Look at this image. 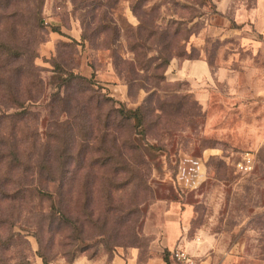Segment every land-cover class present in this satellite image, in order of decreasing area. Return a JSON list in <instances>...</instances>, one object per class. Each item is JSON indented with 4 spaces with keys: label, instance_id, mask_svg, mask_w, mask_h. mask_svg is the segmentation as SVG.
<instances>
[{
    "label": "rangeland",
    "instance_id": "1",
    "mask_svg": "<svg viewBox=\"0 0 264 264\" xmlns=\"http://www.w3.org/2000/svg\"><path fill=\"white\" fill-rule=\"evenodd\" d=\"M177 251L264 264V0H0V264Z\"/></svg>",
    "mask_w": 264,
    "mask_h": 264
},
{
    "label": "built area",
    "instance_id": "2",
    "mask_svg": "<svg viewBox=\"0 0 264 264\" xmlns=\"http://www.w3.org/2000/svg\"><path fill=\"white\" fill-rule=\"evenodd\" d=\"M174 258L178 264H198L193 257H191L187 252L177 251L174 253Z\"/></svg>",
    "mask_w": 264,
    "mask_h": 264
},
{
    "label": "trees",
    "instance_id": "3",
    "mask_svg": "<svg viewBox=\"0 0 264 264\" xmlns=\"http://www.w3.org/2000/svg\"><path fill=\"white\" fill-rule=\"evenodd\" d=\"M131 112H133V111H131ZM125 115H126L127 118L130 117V113L129 112L125 113Z\"/></svg>",
    "mask_w": 264,
    "mask_h": 264
}]
</instances>
